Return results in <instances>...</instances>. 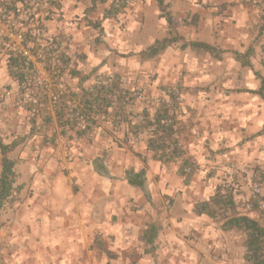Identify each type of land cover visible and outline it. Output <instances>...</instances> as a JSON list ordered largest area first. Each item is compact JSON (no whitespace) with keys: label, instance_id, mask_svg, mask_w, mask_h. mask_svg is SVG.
<instances>
[{"label":"crops","instance_id":"1","mask_svg":"<svg viewBox=\"0 0 264 264\" xmlns=\"http://www.w3.org/2000/svg\"><path fill=\"white\" fill-rule=\"evenodd\" d=\"M112 1L56 0L60 8L51 6L49 33H69L76 46L91 32L93 38L101 33L124 53L119 64H75L77 69L129 73L139 81L151 74L155 88L180 85L185 111L178 115L176 137L184 156L202 167L245 168L250 178L264 171V99L254 92L261 84L257 74L264 76V0H163L184 41H204L225 52L217 58L176 43L150 59L140 53L168 31L157 0H136L104 18ZM253 43L252 66L243 65L234 52L244 53ZM68 53L74 64V47ZM1 66L0 80L10 79L7 63ZM122 136L104 121L82 142L80 154L87 159H75L72 173L35 175L31 194L29 179L21 180V199L0 217V264L244 263V235L195 211L215 193L211 181L185 179L175 167L167 171L145 141L129 149ZM97 159L109 174L97 171ZM130 168L145 169L146 193L128 182ZM149 223L159 227L152 251L143 237Z\"/></svg>","mask_w":264,"mask_h":264},{"label":"trees","instance_id":"2","mask_svg":"<svg viewBox=\"0 0 264 264\" xmlns=\"http://www.w3.org/2000/svg\"><path fill=\"white\" fill-rule=\"evenodd\" d=\"M97 1L105 0H92L93 4ZM126 1L113 0L110 7L104 11V18L117 16L123 12L127 7ZM35 2H37L36 8ZM55 2L56 0H33V2L32 0H0V9L13 14L15 20L26 28L23 39L20 41L21 46L29 50L30 54L36 56L38 60L42 59L40 55L44 57L45 68L50 76L49 82L37 84L34 62L29 59V56L19 47L7 49L8 74L18 82L21 93L26 96L25 106L31 113L30 119L33 124L31 133L55 122L61 133L66 135L72 132L71 135L79 139L90 137L102 122L107 121L112 124L116 132L118 125L126 124L123 135L126 142L129 141L130 134L138 136L144 130L154 127L152 134L146 139L147 149L165 166L180 159L179 172L188 178L189 173L186 172V168L192 167L193 162L184 156V150L176 137L180 107L175 88L164 91L168 98L153 113L145 109L141 115L142 118L135 120L129 107L136 99V90L124 87V82L119 75L114 74L111 81H105L106 74H103V80L85 86L94 70L87 74L78 70L75 63H71L68 53L69 43L62 48V43L67 41L66 35L50 34L46 25L47 20L53 18L55 13L51 6L57 4L55 8H60V5ZM157 2L162 11L161 15L168 22V31L165 37L156 40L140 53L143 58H153L176 43H181L184 48L190 46L197 52H209L221 58V53L225 50L219 47L204 41H184L174 26L171 12L163 7V0H157ZM43 4H47L45 8H42ZM94 25L96 26V23ZM261 31H264V22ZM58 48H61V65H57L51 56V51ZM253 53L254 43L244 53L234 52L236 59L248 66H252L249 58ZM257 76L261 79V84L254 92L264 99V76L260 74ZM71 79H77L76 85L69 83ZM61 82L65 83L63 89L58 87ZM38 118H41L42 123L35 128ZM79 124L83 126L79 127ZM20 141L19 139L6 143L0 136V217L9 213L22 197L21 160L13 154ZM95 168L100 173L109 174L100 159L95 161ZM145 173L144 168L140 170L130 168L126 170L125 175L130 184L138 186L146 193ZM255 179L264 182V171L258 170ZM195 211L213 218L221 217L224 230L242 231L245 234L246 245L244 264H264V223L260 219L240 213L236 208L231 190L218 186L209 199L196 204ZM158 231L159 227L156 223H149L143 231V237L146 244L150 245V251L153 250Z\"/></svg>","mask_w":264,"mask_h":264},{"label":"rangeland","instance_id":"3","mask_svg":"<svg viewBox=\"0 0 264 264\" xmlns=\"http://www.w3.org/2000/svg\"><path fill=\"white\" fill-rule=\"evenodd\" d=\"M34 5V7L36 8L37 2H35ZM95 10L96 9L90 11L89 15L91 17L93 15V11ZM87 19L90 20L88 16ZM90 21L92 22L93 20L91 19ZM94 23H96V26H94V28L99 29L101 27V22H92V24ZM94 34L96 33L94 32ZM66 35L70 37V45L68 51L74 47L77 53L75 55L76 59H74V63L81 65V67L83 68L89 66L94 69L96 67L99 68L108 64L111 65L112 63L115 65L118 63V58L121 55H124L119 47L114 48L110 41L106 39L107 35L104 36L103 34L99 33L98 36L93 38L90 37L93 35V32H91V35L84 38L82 42L78 41L77 46L75 45V41L73 40L71 34L66 33ZM84 45H88L90 48H81L79 52V48L83 47ZM107 51H111V54H102L107 53ZM91 52H93V54ZM7 57L8 56L6 55V53H3V51L0 50V66L1 64H4V67H6ZM97 61L99 62L96 66ZM84 72L88 73L87 70H84ZM108 73L119 75L124 82V87L130 88L131 90H136V99L132 104H130L129 107V110L131 111V113H133V119L135 120L142 115L143 110H145L147 107L148 101L153 103L157 98H167L168 96L164 94V91L172 88L179 89L183 97V101H181L180 103L179 101H177L180 107L179 115L185 111V93L183 87H181L180 85L174 84L172 86H166L164 88L156 86L155 88L153 87V75L151 74L146 79L143 78L141 79V81H139L131 74L129 75V73H116L113 70L103 71L100 73L98 72L97 74L94 70V73L91 77L95 78L97 75ZM150 73H153V71ZM93 78L89 81H86L85 86L93 83ZM69 83L74 86L77 83V79H71ZM0 98V136L6 143H10L19 139L21 140V143L13 154L18 156L21 160V180L29 179L27 182H25L26 185L28 184V188L26 189L27 194H31V192L34 191L31 182L35 175L45 174L48 172L69 174L73 172V168L70 165L75 162V159L78 158V160L80 159V161L83 160L85 162V160L87 159L85 154H80L81 152H84L81 144L83 141L90 139V137L77 139L72 136L73 134L71 135L72 132H68L65 135L61 133L60 128L56 125L55 122L53 124H48L41 130L31 133L33 124L30 119L31 113L25 106L26 96L21 93L18 82L15 79L10 77V79L5 81L0 80ZM154 109L155 108H153L152 112L154 111ZM41 123V118H38L34 127L38 128V125H41ZM124 127L126 130V125ZM124 131L117 132L123 133L124 135ZM124 143L127 147H129V149L133 148L132 146H134L132 143H129V141H124ZM180 143L181 146H183L182 142ZM137 144L138 146H140V142ZM227 164L223 167H219V165L214 164H209L207 167H202L201 165L193 162V166L188 167L191 168L188 172V178L182 174L181 176H183L185 179L191 180L194 176L198 175L203 179L202 181L205 183V185H210L211 181V186L215 189L218 186L222 185L223 180L225 179V176L226 174H228V172L235 171L236 176H238L239 180H241V182L239 181V184H241L238 189V194L240 195L245 194L250 190V183L252 181H258L253 176V178L248 177L249 170L245 168H234L231 166L228 167L229 165ZM171 167L177 168V172L180 171V159L176 160V162H173L170 165H166L167 171H169ZM217 219L219 221H222L221 217H218ZM258 219H260L264 223V218L261 217ZM240 232L242 233V235H244L245 238V234L242 231Z\"/></svg>","mask_w":264,"mask_h":264},{"label":"built area","instance_id":"4","mask_svg":"<svg viewBox=\"0 0 264 264\" xmlns=\"http://www.w3.org/2000/svg\"><path fill=\"white\" fill-rule=\"evenodd\" d=\"M135 1L136 0H127L126 6L133 7ZM25 19L27 18L25 17ZM24 31H26V28L22 26V24L19 21L15 20V17L13 16V14L7 12L5 9H0V50L3 51V53H6L7 49L11 47H19V49L24 51V53L29 56V59L34 62V66H35L34 72H35L36 83L37 84L47 83L50 80V76L45 68L46 63H45L44 57L40 55L42 59L38 60L36 56L31 55L29 50H27L24 46H21L20 44V41L23 39ZM66 37H67V41L62 43V48H64L67 45V43H69L70 45V37L68 35H66ZM12 43H13V46H12ZM60 50L61 48L51 51L52 59L57 65H61ZM27 68H28V63H27ZM102 76L103 75H97L94 78V82L95 81L100 82L101 80H103ZM113 78H114V74L108 73L106 74L105 81H111ZM58 87L60 89H63L65 87V83L64 82L59 83ZM174 90L178 95V101L180 103L181 101H183V97L180 93V90L177 88H175ZM167 98H157L156 101H154L153 103L148 101L146 110L148 112L153 113L154 112V111L152 112L153 108L156 109ZM141 118L142 116H139L138 119H141ZM125 125H126L125 123H121L120 125L116 127V129L118 131H124ZM82 126H83L82 124H79V127H82ZM153 130H154V127H151L149 129L144 130L138 136L130 134L129 143L137 144L141 141H146L148 136L152 134ZM179 144L181 145L180 141H179ZM189 170L190 168H186L187 172H189ZM239 181L241 182L238 176H236V172L230 171L228 172V174H226L225 179L223 180V183L221 186L233 192L235 205L240 213L248 215L254 219H258L261 217L264 218V183L258 182V181H255V182L252 181L250 183V190L246 192L245 194L240 195L238 194V189L241 184V183L239 184Z\"/></svg>","mask_w":264,"mask_h":264}]
</instances>
